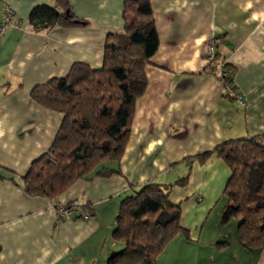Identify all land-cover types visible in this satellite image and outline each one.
Instances as JSON below:
<instances>
[{
    "label": "crops",
    "instance_id": "obj_1",
    "mask_svg": "<svg viewBox=\"0 0 264 264\" xmlns=\"http://www.w3.org/2000/svg\"><path fill=\"white\" fill-rule=\"evenodd\" d=\"M67 1L86 26L35 31L31 9L55 0H0V25L8 7L18 21L0 33V264H107L122 247L112 237L121 199L147 181L184 175L187 183L174 185L169 198L181 205L190 243L177 235L158 264H189L192 256L193 264H264V249L238 240L235 218L218 225L229 167L216 154L197 158L229 138L264 136V0H150L159 45L145 66L146 89L135 102L120 173L77 179L53 198L33 196L22 177L51 146L62 114L35 102L31 89L66 75L74 62L100 67L107 33L124 26L123 0ZM212 36L243 105L225 95L217 69L206 70ZM70 202L89 218H59L55 207ZM214 204V222L203 225ZM214 243L212 258L200 261L199 249Z\"/></svg>",
    "mask_w": 264,
    "mask_h": 264
},
{
    "label": "trees",
    "instance_id": "obj_2",
    "mask_svg": "<svg viewBox=\"0 0 264 264\" xmlns=\"http://www.w3.org/2000/svg\"><path fill=\"white\" fill-rule=\"evenodd\" d=\"M123 19L121 31L106 35L100 67L74 62L66 75L31 89V98L60 112L62 121L49 149L30 163L22 177L28 195L53 198L77 179L120 173L118 163L135 102L146 89L145 66L159 45L150 0H123ZM28 23L35 31L88 24L73 13L67 0L34 6ZM216 59L207 63V72L217 69ZM222 68L228 72L223 83L234 86L232 67L224 62ZM211 154L230 169L222 191L220 224L235 218L240 243L264 249V136L229 138L197 158L202 161ZM111 162L116 166L110 167ZM187 179L184 175L173 183L147 181L121 199L112 237L122 247L107 264H158L166 244L178 233L187 235L180 223L181 205L169 198L173 186H183Z\"/></svg>",
    "mask_w": 264,
    "mask_h": 264
},
{
    "label": "built area",
    "instance_id": "obj_3",
    "mask_svg": "<svg viewBox=\"0 0 264 264\" xmlns=\"http://www.w3.org/2000/svg\"><path fill=\"white\" fill-rule=\"evenodd\" d=\"M9 23H12L15 26L18 25V21L14 20L13 11L10 7H8L4 12L3 24L0 25V33L4 25H7ZM217 44H218V38H216L215 36H212L207 40L206 50H205V59L207 62L213 61L214 59H216ZM223 65H224V61H222L221 59H216L215 66L217 68V72L215 75L220 80L223 77L225 78L226 75H228V72L224 71V69L222 68ZM224 93L230 99L236 100L242 105L244 104V98L242 94L233 85H225ZM55 210H56L57 216L61 219H71V218L81 217L82 219L86 220L89 218L88 214L79 212L80 208L75 203L72 205H66V204L58 205L55 207Z\"/></svg>",
    "mask_w": 264,
    "mask_h": 264
},
{
    "label": "rangeland",
    "instance_id": "obj_4",
    "mask_svg": "<svg viewBox=\"0 0 264 264\" xmlns=\"http://www.w3.org/2000/svg\"><path fill=\"white\" fill-rule=\"evenodd\" d=\"M180 178V177H179ZM222 204H223V199L222 198H220V200L218 199V203H217V206L218 205H220V208H221V206H222ZM214 206L215 207H209V209H207V211H206V215H205V217H204V219H203V221H202V224L204 225V221H209V223H212V222H214V218L216 217V215H217V209H218V207L216 206V204H214ZM207 218V219H206ZM206 219V220H205ZM232 224L233 223H235L234 221H232L231 222ZM201 224V225H202ZM232 224H229L228 225V227L227 228H225L226 229V231L228 232V231H230V232H232L233 230V228H234V226H232ZM218 225H220V227L221 226H224V225H221L219 222H218ZM235 225L237 226V220H236V223H235ZM178 236H181L183 239H184V241L186 240H188V238H189V233H187V235H185V234H183V233H178L177 234ZM176 235V236H177ZM175 236V237H176ZM187 242H189L190 243V241H187ZM217 242H219V240L218 241H216L215 243H217ZM214 243V245L212 246V248L210 247V248H204V249H202V250H200L199 249V251L196 253V254H198V258L200 259V261H202V259H206V258H212V255H213V251H214V247H215V244ZM217 246V245H216ZM121 248V247H120ZM194 259H195V257L194 256H192V257H190V259H189V261L187 262V263H189V264H193L194 263Z\"/></svg>",
    "mask_w": 264,
    "mask_h": 264
}]
</instances>
